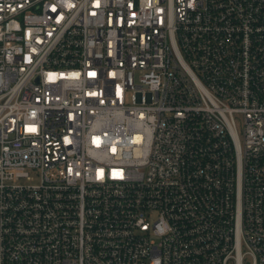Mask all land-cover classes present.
<instances>
[{"label":"built area","instance_id":"obj_1","mask_svg":"<svg viewBox=\"0 0 264 264\" xmlns=\"http://www.w3.org/2000/svg\"><path fill=\"white\" fill-rule=\"evenodd\" d=\"M0 264H264V0H0Z\"/></svg>","mask_w":264,"mask_h":264}]
</instances>
